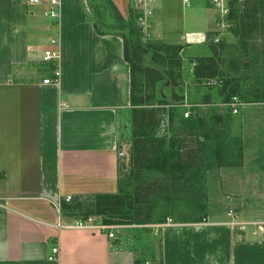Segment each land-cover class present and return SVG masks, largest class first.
<instances>
[{
    "label": "crops",
    "instance_id": "0c3cea01",
    "mask_svg": "<svg viewBox=\"0 0 264 264\" xmlns=\"http://www.w3.org/2000/svg\"><path fill=\"white\" fill-rule=\"evenodd\" d=\"M137 1L60 0L58 23L48 21L58 44L43 51L47 42H35L31 33L43 26L30 24V16L44 13V6L0 0V264H148L140 251L148 244L140 239L152 233L154 264H264V194L251 188L256 200L245 198L252 205L242 208V201L226 217L205 212L120 224L113 238L110 230L77 227L79 218L62 210L80 196L119 192V144L132 108L121 28L137 18ZM152 8L148 37L176 40L188 57L211 53L217 12L204 0L190 6L155 0ZM47 49L58 52L57 82H43L54 78L51 61L43 60ZM201 99L185 102L196 107L198 122H208L202 110L209 104ZM254 162L263 173L242 176L264 185V159ZM130 238L136 246H127Z\"/></svg>",
    "mask_w": 264,
    "mask_h": 264
},
{
    "label": "rangeland",
    "instance_id": "374dc122",
    "mask_svg": "<svg viewBox=\"0 0 264 264\" xmlns=\"http://www.w3.org/2000/svg\"><path fill=\"white\" fill-rule=\"evenodd\" d=\"M253 3L254 1L251 4ZM97 16L100 19L104 18L101 12H98ZM104 16H107L105 11ZM152 17L151 15L150 18ZM50 19L52 22L55 20L58 23V19L47 17L45 12L42 14L35 12L34 16H30V24L36 23L39 26L41 24L43 26L41 30L40 28L31 30L32 36L33 34L36 36L35 42L38 40L41 43L47 42L46 46L41 44L42 46L39 50L44 51L52 46L53 26L48 24ZM255 19L259 23V29H255V32L252 33L254 35L250 43L254 49H257L254 52L260 51L259 55L262 57L261 50L264 38L260 34H263L261 24L264 23V3L263 8L259 7L255 13ZM135 24L138 38L137 44H134L137 47L133 46L132 48V56L139 59L140 64V69L137 67L136 73L138 74L142 70L141 77H143L147 72L148 76L151 77V81H153L157 77L155 74L157 64L154 63L158 61L156 59L157 54L154 51H142V45L151 42L164 43L171 47H176L180 46V44L176 40L162 41L155 38L152 39L146 34L149 25H140L138 21ZM217 35L226 42L228 51L235 53V50H237L240 58L244 56L241 54L242 49L238 46L239 38L228 30V27H224L221 30L217 29L214 34L210 33L209 39L213 40ZM211 43L212 41L210 45ZM182 48L179 53L180 57H178V54L176 57L180 61V65L178 64L180 70H176L175 74L182 86L171 90L170 81L164 79L156 83L154 91L156 97L170 100L172 92L176 90L178 98L184 97V103L169 101L166 106L150 104L142 106L143 108H135V110L130 108L126 112V128L119 144V150L122 148V151L125 152L124 156H119L120 175L123 178L126 173H132V187L135 189L132 199H134L139 211L138 214L132 208L130 211L135 214L134 222L136 223L142 222L144 219L150 220L151 223H156L160 220H165L166 217H172L177 221L186 217H196L205 212L226 217L229 207H240L242 201L244 203L241 205L242 208L246 205L247 207L252 205L245 198L246 195L248 198L253 197L256 200V197L248 194L247 190L249 188L252 190L250 193L264 194V185H253L258 181L242 176V174L250 172L251 175L257 177L258 173H263V171L259 170V166H255L254 161L255 159H264V103L243 102L238 106L239 112L230 114L228 117V111L230 113L231 109L228 106H224L223 103L225 102L222 101L220 96H216L215 87L219 84L218 80H210L213 84L211 86L206 85V83L205 86L204 84H198L193 73L195 65L192 63L194 62L192 60L198 57L185 56L182 53ZM210 52L212 53L211 49ZM187 54L192 55L190 53ZM254 57V55H249L244 60H251ZM221 65L222 69L225 70V65ZM245 73V70H243L240 78L244 77ZM249 76L250 80L242 79L245 87L256 80V76H253V73ZM144 78L146 79V77ZM145 83L146 80L142 83L143 87ZM207 94L211 95V99H215V103L206 105L205 109L202 110V113L210 118L208 122L200 123L195 120L196 123L193 127L191 126L192 128L184 125L182 119L187 109L185 105L186 98L198 99L207 96ZM191 110L193 112L192 106ZM217 115H219L221 121L216 120ZM215 131L221 134L218 141L225 140L226 152L220 154L222 156L214 151L215 144L211 143L208 146V143L203 146L198 142L199 137L202 140L204 139L201 135L207 137V133L211 134ZM235 137L237 139L241 137V142L239 141L238 146H240V143L242 144L244 167L219 165L221 161H235L232 157L234 154L232 156L227 155L228 150L233 153L232 150L237 147V145L232 144V142H235ZM169 153H171V156H168ZM164 161H169L174 165L169 172L162 170L161 164H159V162ZM174 163L183 165V169L179 170ZM218 165L221 169L216 168ZM261 180L264 184V177ZM229 197L232 198V202L229 201ZM90 203L92 201L86 202V204ZM257 208L263 209L260 206ZM245 210H249V208ZM93 217L97 218L98 216L93 215ZM152 234H146L143 239H140V242L148 244L145 249H140L143 253L139 252V254L142 253L143 262L146 261L148 264H154L153 249L157 247V239L156 237L153 239ZM136 245L135 241H132L131 238L128 239V247Z\"/></svg>",
    "mask_w": 264,
    "mask_h": 264
},
{
    "label": "trees",
    "instance_id": "16d2710c",
    "mask_svg": "<svg viewBox=\"0 0 264 264\" xmlns=\"http://www.w3.org/2000/svg\"><path fill=\"white\" fill-rule=\"evenodd\" d=\"M254 1V5L251 4ZM264 0H246L242 7L234 5L231 14L230 20L232 25L228 28L237 38H239L238 46L242 49L241 54L244 56L240 58V54L237 50L235 53H232L226 49L227 44L224 40H219L218 42H213L210 45L212 53L208 56L198 57L194 61V78L198 84L213 85L210 80H218L216 85V96H220L223 102H229L233 96H238L242 102H255V103H264V40L262 48V57H260L259 52L251 46L250 41L255 32V29H259V23L255 19V13L258 11L259 7L263 8ZM116 16L120 17V14L116 12ZM139 14L137 15L138 18ZM137 18H130L127 21H124V28L121 30L124 34L125 40V58L130 63L131 66V106L135 108H143L144 105H155V106H166L169 101H178L181 104L184 103V97L178 98V93L176 90L172 92V98L167 100L166 98H158L155 95V85L159 81L169 80L170 88L173 90L175 87H181L182 83L178 82L175 74L176 70L179 71L180 61L178 57L182 46L179 45L176 47H171L164 43H147L142 45V51H154L157 54L158 61L154 62L157 64V69L155 71L156 78L151 81V77L148 76V73H145V76L141 77L142 70L137 74L136 69L140 66L139 59L133 57V46L137 47V33H136V24ZM253 20V22H252ZM135 25V26H134ZM136 27V28H135ZM263 29V34H260L264 38V23L261 24ZM140 46V44H138ZM234 52V51H233ZM249 55H254V59L244 60L245 57ZM179 64V65H178ZM225 65L226 69H222V65ZM256 64V66H255ZM50 68L54 72L58 70L57 60H52L50 62ZM140 69V67H139ZM143 69V68H141ZM245 70V76L240 78L242 71ZM253 73V76H256V80L253 83L248 84L247 87L243 85V80H250V74ZM54 74V73H53ZM53 77H57L55 74ZM146 77V79L144 78ZM146 83L143 87L144 81ZM208 83V84H207ZM210 89H213L209 87ZM176 98V99H174ZM211 102L215 103V99H211V95L201 99V103L210 104ZM194 109V107H192ZM233 113L228 111V117ZM192 116V117H191ZM189 117H183L182 123L186 126L193 127L196 123L194 115ZM220 118V117H219ZM221 119V118H220ZM197 125V124H196ZM191 127V128H192ZM221 134L218 131L212 132L211 134L207 133V137L203 136L198 138V142L201 145L208 146L215 144L214 151L217 154H223L226 152L225 140L222 139L218 141V138ZM235 142L232 144L237 145V147L232 150L233 153L228 150L227 155L232 156L235 161H221L219 165L224 166H239L243 163V148L242 144L238 146L240 139L234 138ZM218 151V152H217ZM171 156V153L168 154ZM222 156V155H220ZM161 168L164 171L169 172L173 168V163L169 161L159 162ZM179 170L183 169V165L179 163H174ZM219 165L216 167L218 168ZM220 166V167H221ZM119 192L118 194H92L85 195L75 198L69 203H64L62 210L64 213L72 216L73 218L87 219L90 216H98V220L106 225H120V224H132L134 223L135 214L131 213L130 209H134L136 214H138L139 208L135 205L132 195L134 194L135 189L132 187V173L128 172L121 178L119 183ZM85 199V200H84ZM92 201L90 204L86 202ZM160 220L158 222H162ZM141 224L151 223L150 220L144 219Z\"/></svg>",
    "mask_w": 264,
    "mask_h": 264
},
{
    "label": "built area",
    "instance_id": "2783aa9c",
    "mask_svg": "<svg viewBox=\"0 0 264 264\" xmlns=\"http://www.w3.org/2000/svg\"><path fill=\"white\" fill-rule=\"evenodd\" d=\"M28 5L31 6H44L45 7V15L52 19H58L60 16V0H24ZM207 5L212 7L217 12V19H216V25L218 29H224L229 28L232 25V22L230 20V14L231 10L234 5H238L240 7L243 6L246 0H204ZM138 9H139V16H138V24L140 25H149V18L153 14V8L152 4L155 2V0H138ZM183 4L186 6H190L193 3V0H182ZM143 9H142V7ZM149 28V27H148ZM220 40V36L217 35L213 38V42H218ZM51 44H58V41L56 39L51 40ZM58 58V52L54 51L52 49H47L45 51V55L43 57L44 61H52L57 60ZM54 74L57 76L50 79H44V83L49 82H57L58 81V74L57 70L54 71ZM243 102L240 100L238 96H233L229 102L223 103L224 106H228L231 109V112L233 114H236L239 112L238 106L241 105ZM187 109L184 113V117H189L193 114L191 110V105L185 104ZM125 152L120 151V156H124ZM72 199L71 195H68L66 197L67 201H70ZM232 213V210L229 211V214ZM169 222L172 220L169 218ZM75 225L77 227H87V228H96L99 230H110L109 236L114 237L115 234L112 231L114 228L118 227L117 225H106L98 221L96 217L90 216L87 219H79L76 221ZM59 254V247L53 246L52 248V254L50 258L55 259L58 257Z\"/></svg>",
    "mask_w": 264,
    "mask_h": 264
}]
</instances>
